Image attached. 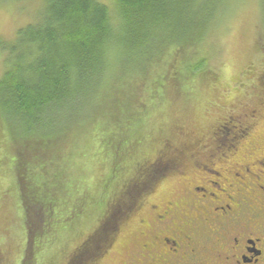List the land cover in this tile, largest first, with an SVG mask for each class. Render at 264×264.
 <instances>
[{"label":"trees","instance_id":"1","mask_svg":"<svg viewBox=\"0 0 264 264\" xmlns=\"http://www.w3.org/2000/svg\"><path fill=\"white\" fill-rule=\"evenodd\" d=\"M220 2L113 0V16L99 0H42L34 21L20 27L9 42L0 40L5 52L0 159L16 174L6 195L18 197L17 217L8 214V197L0 205V236L7 228L14 230L17 252L8 261L2 248L0 264H92L107 251L121 218L138 207L139 197L175 171L185 156L221 145L205 142L200 130L192 129L196 119L191 110L197 84L213 79L197 48ZM171 49L183 59L174 60L166 76L155 79L154 91L138 113L114 117L107 126L108 140L89 127L87 152L73 175L47 177L45 184L38 169L46 159L31 168L22 166V148L32 146L44 155L43 145L69 137L72 129L76 134L88 118L93 125L99 102L109 97L114 103L124 93L118 83L127 81L128 70L140 78L155 57ZM262 79L264 85V75ZM124 96L119 109L126 106ZM199 104L209 109L208 101ZM254 110L246 114L248 119ZM225 123L223 118L209 136L220 133ZM151 147L157 153L148 161L143 157ZM8 221L13 225L8 227Z\"/></svg>","mask_w":264,"mask_h":264},{"label":"rangeland","instance_id":"2","mask_svg":"<svg viewBox=\"0 0 264 264\" xmlns=\"http://www.w3.org/2000/svg\"><path fill=\"white\" fill-rule=\"evenodd\" d=\"M99 1L105 3L114 16L113 0ZM41 8L42 0H0V40L3 39L6 42L12 40L20 27L34 21ZM216 9L205 38L197 48L206 60L204 68H207L213 79L204 78L203 82L197 84L198 89L193 96L194 108L191 107L196 119L195 128L192 127V129L195 131L199 129L203 139L209 144L213 142L212 144L223 145L233 142L237 147L242 144L247 147L250 136L254 142L259 139L264 141V135H262L264 132V91L261 90L264 75V8L262 0H222ZM176 54L180 53L171 49L164 55L155 57L149 69H145L140 78L139 74L128 70L127 81L118 83L124 92L119 95V99L114 103L110 102L109 97L100 101L92 113L93 120H95L93 125L88 118L80 123L76 134L72 129L69 137L61 136L49 147L43 145L44 155L42 152H35L32 146L27 145L20 148L21 151L18 154L21 156L22 166L31 168L35 166V162H42L41 159H46L45 164H40L38 169L45 184H49L46 181L47 177L50 181V179H59L62 176L66 179L69 173L73 175L79 165L81 155L87 152L86 134H90L89 127L96 129L97 135L100 134L108 140L107 126L109 123H114V117H119L120 112L126 113L124 111H127L131 116L138 113L144 99L151 96L154 91L155 79L160 80L161 76H166V71L174 60L176 62L183 59V54L175 56ZM4 59L5 52L0 49V75L5 69ZM125 94L128 98L122 111L117 106L121 105ZM205 100L209 102V105L207 104L209 109L199 104ZM251 109H256L257 114L259 113L255 120L256 125L254 129H251L249 138L240 141L236 135L232 137L235 133L232 128H235L238 135V130L249 121L246 114ZM177 115L181 116L182 113H177ZM223 118H225L227 128L224 127L223 130H218L220 133L209 136L208 132ZM173 120H176V116ZM232 124L240 127H232ZM157 147L148 148L143 158L154 159ZM6 152L4 151V155ZM13 153H15L14 148L8 161L13 159ZM183 160H187V156ZM10 167L13 168L7 165L6 160L0 159V205L2 200L7 201L8 197L11 202V205L6 208L8 214L12 213L13 217H17L18 197L6 195L8 189L13 187L11 181L16 178L14 170L12 171ZM23 173L26 174L25 170L21 172L22 177H24ZM179 185L180 180L176 175L165 174L150 191L139 197L138 207L125 219L121 218L107 251L92 264H141L136 256L142 230L139 219L148 214L149 204L176 196ZM133 198L135 199V196ZM142 204L143 208L140 210L139 206ZM5 224L9 227L13 225V222L8 221ZM7 229L8 231L0 236V251L2 248L6 249L3 251H7V255H10L8 261H13L17 253L13 237L14 230ZM85 230L86 228H83V231Z\"/></svg>","mask_w":264,"mask_h":264},{"label":"flooded vegetation","instance_id":"3","mask_svg":"<svg viewBox=\"0 0 264 264\" xmlns=\"http://www.w3.org/2000/svg\"><path fill=\"white\" fill-rule=\"evenodd\" d=\"M258 115L235 137L249 138ZM249 139L178 163L176 196L149 204L139 219V263L264 264V141Z\"/></svg>","mask_w":264,"mask_h":264},{"label":"snow or ice","instance_id":"4","mask_svg":"<svg viewBox=\"0 0 264 264\" xmlns=\"http://www.w3.org/2000/svg\"><path fill=\"white\" fill-rule=\"evenodd\" d=\"M262 135H264V132H262ZM25 264H27V261H25Z\"/></svg>","mask_w":264,"mask_h":264}]
</instances>
